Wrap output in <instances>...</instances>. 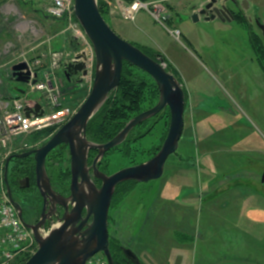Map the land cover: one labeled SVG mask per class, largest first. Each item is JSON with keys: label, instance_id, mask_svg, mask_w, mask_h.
<instances>
[{"label": "rangeland", "instance_id": "rangeland-1", "mask_svg": "<svg viewBox=\"0 0 264 264\" xmlns=\"http://www.w3.org/2000/svg\"><path fill=\"white\" fill-rule=\"evenodd\" d=\"M143 1H157V4L167 9L170 19L160 24L149 11L142 9L134 21L117 15L106 21L124 40L151 52L155 51V57L151 56L152 58L169 59V64L164 62L163 66L180 80L185 93L187 91L188 100L186 99L185 126L179 148L168 158L163 177L148 182L127 181L119 184V191L114 193V204L109 214L110 250L114 263L118 264L117 261L123 260V248H130L139 257L140 264L142 261L145 264H264V222L256 225L247 209L258 206V203L264 206V199L259 200L260 196L252 192L261 186L264 170L260 167L255 172L253 177L256 183L245 181L242 184L240 191L250 193L247 195L244 215L242 208L245 207L246 200L240 202L238 212L235 213V208H238V200L235 199H230V203L234 201L233 206L213 213L208 204L209 200L202 204L199 196V182L203 175L207 171L223 175L224 170L231 171L232 160L255 154L237 150L242 149V146L236 141L231 152L221 151L206 155L201 143H196V140H204L206 132L223 130V126L215 125L214 122L229 123L228 118L231 116L234 118L233 122L252 128L264 138V68L252 39L253 33L259 31L253 25L249 32L246 25L235 21L200 19L194 22L189 18L191 0ZM250 1L258 4V14L263 20L264 0ZM50 2L51 0H0V64L3 62L10 65L14 59L24 58L35 64L40 59L36 69L41 70L50 67V54L53 52H58L62 57V53L71 56L88 49L90 51L91 47L94 52L84 30L85 37L73 35V29L66 22L52 17L62 25L54 27L55 43L51 50L46 55H42L45 50L42 48L29 52L31 47L34 48L42 40L43 16ZM253 10L254 7L247 14L253 15ZM174 30H179L178 38L172 33ZM255 41L264 51V36L256 38ZM158 44L169 50L171 58L157 54L161 50ZM93 54L94 57L87 61L92 74L89 80L68 82L64 79L62 69L54 71L59 79L48 78L64 95L63 102L72 109L80 107L91 92L96 71L95 52ZM133 71L138 78H146L150 88L143 98L140 110L130 113L132 115H129L131 117L126 123L156 105L160 97L159 90L157 89L158 95L153 90L156 84L150 75L136 68ZM39 80L47 79L42 76ZM167 112H170L168 108L133 129L109 156L103 158L102 172L111 175L152 158L161 148L168 133L170 116H167ZM47 130L44 131L46 135L51 133V130ZM191 132L192 147L186 151L185 142ZM89 141L93 142L94 139L89 137ZM124 147L128 148V156H124L125 153L122 152ZM61 151V162L58 161L59 154L56 150L50 153L46 170L52 176L55 187L69 192L68 155L65 150ZM25 163L29 165V162ZM236 170L238 176H249L251 173L250 170ZM1 178L3 175H0V191L3 189ZM238 195L236 193L237 197ZM34 203L31 204L30 212L35 211ZM40 209L41 205L37 211ZM228 219L236 221L237 224H231ZM161 222L164 225L160 230L163 234L159 242L161 244L154 247L153 242L159 237L155 238L157 230L154 227ZM211 226L215 229L214 232ZM49 229L45 230L48 232ZM95 256L98 258L104 255L97 253ZM27 257L14 264H24ZM130 264L134 263L131 261Z\"/></svg>", "mask_w": 264, "mask_h": 264}, {"label": "water", "instance_id": "water-1", "mask_svg": "<svg viewBox=\"0 0 264 264\" xmlns=\"http://www.w3.org/2000/svg\"><path fill=\"white\" fill-rule=\"evenodd\" d=\"M228 1L210 0L203 8L192 14V20L199 21L202 15L206 21L232 20L233 13L228 7ZM230 2L235 3V0ZM241 4L247 8L249 2L242 0ZM75 13L95 52L96 71L93 87L75 115L43 146L17 155L19 158L34 156L36 182L45 200L44 211L48 204L56 210L58 206L65 208L59 223L46 234L41 232L45 224L44 211L38 223L26 222L27 227L34 232L38 249L24 264H86L97 253H103L108 264H115L110 250L109 214L116 187L127 181L148 182L160 179L168 158L178 150L184 131L186 93L180 80L140 47L121 38L102 15L97 0H75ZM258 26L264 36V22L258 21ZM77 58L85 60L86 56L80 53ZM124 62L138 67L154 79L160 92L159 100L152 108L134 116L111 140L102 144L93 143L86 137L88 123L107 101L109 94L120 85ZM64 73L68 80L80 73L86 75V64L83 61L70 63ZM30 76L31 70L26 61L12 66V79L16 82L28 83ZM37 80L35 75L33 82L36 83ZM17 91L24 92L20 88H17ZM166 108L170 111L168 133L161 148L152 158L141 164L125 167L111 175L97 169L99 158L121 144L136 126ZM36 110L40 111L39 115L43 114L40 103L36 104ZM30 112L31 109L26 108L28 116ZM62 144H68L71 152L72 179L68 196L58 194L53 189L46 170L47 155ZM90 148L99 150L93 166L95 175L102 180L100 188L95 185L89 173L87 158ZM12 158L7 159L6 167ZM262 182L264 183V173ZM11 202L23 217L21 206L12 199ZM123 252L129 263L132 261L140 264L139 257L132 249L123 248Z\"/></svg>", "mask_w": 264, "mask_h": 264}, {"label": "built area", "instance_id": "built-area-1", "mask_svg": "<svg viewBox=\"0 0 264 264\" xmlns=\"http://www.w3.org/2000/svg\"><path fill=\"white\" fill-rule=\"evenodd\" d=\"M97 2L100 8L103 6L107 9L109 16L117 15L125 20L134 21L142 9L149 11L160 24L169 19L167 9L161 4H157V1L154 3L143 0H97ZM46 13L52 18L66 22L69 28L73 29V35L85 37L82 26L76 17L75 0H51L46 8ZM172 33L177 38L180 35L179 30H174ZM90 49V51L88 49L80 52L85 54V60L77 58L80 53L71 56L62 53V57L59 56L58 52H53L50 54V67L41 70L36 69L40 59H37L35 64L25 58L23 60L14 59L11 66L26 61L29 64L31 76L29 82L23 85V93H17L9 98L0 96L1 177L6 161L10 156L40 147L77 112L79 107L72 109L70 105L65 104L62 100L64 95L48 78L59 79L54 75V71L58 69L64 71L68 64L83 61L86 64L87 74L80 73L73 81L89 80L92 74L88 69L87 61L90 57H94L92 47ZM35 74L38 75L36 76L38 78L36 83L33 82ZM42 76L47 80L40 81ZM37 103L42 106L43 114L41 115L38 114L40 111L36 110ZM26 108L31 109L29 116L26 114ZM54 125L56 127H53ZM47 129L51 130V133L46 135L44 131ZM40 133L43 134L39 136ZM41 231L43 234L47 233L45 228ZM37 249L38 243L33 230L27 227L3 188L0 191V264H14L24 257L30 258ZM86 264H108V262L104 256L97 258L94 255Z\"/></svg>", "mask_w": 264, "mask_h": 264}, {"label": "crops", "instance_id": "crops-1", "mask_svg": "<svg viewBox=\"0 0 264 264\" xmlns=\"http://www.w3.org/2000/svg\"><path fill=\"white\" fill-rule=\"evenodd\" d=\"M139 13L140 12H138V14ZM43 18L44 19L42 22L43 23L42 40H40V42L36 46H34V48L31 47L29 52L34 51L35 49L38 50L42 48V49H45L42 55H46L51 50V47L55 43V39H54L55 34L53 32L54 27H56V25L60 26L62 24L60 21H55L54 19H52L49 15H47L46 12ZM211 21H215V20H211ZM59 33H61V31ZM158 46L161 49L159 51L169 57V50L164 49L160 44H158ZM19 85H20L19 83L13 81L12 79L11 64L9 65L7 63L2 62L0 64V96L4 98L15 96L17 94L16 92H17V88L19 87ZM2 86H4L5 88H3ZM228 119H229V123L222 122V121L214 122L215 125L223 126L222 127L223 130H221L220 132H215L214 130L211 133L206 132L205 138H203L204 140H202V142H200L201 140L199 141L196 140V143L197 144L201 143L202 148L205 149V154L207 155L209 153H218L221 151L231 152L232 150L231 148L234 147V143L238 141L239 144L242 146V149H237V150L239 151L241 150L242 152H245V153L255 154V156H251L249 154L246 156H242L241 158L232 160L233 166L231 168V171L224 170L223 172L225 173H223V175H215L213 172L207 171V173L203 175V177L201 178L199 182V184L201 185L199 196H200L202 204L205 201L209 200L208 204H209L210 210L213 213L215 211L225 210L228 207L233 206L234 201L230 203V199L238 200L237 202L238 208H235L237 210L235 213H237L240 202L242 200L244 201L246 200L245 207L242 208V211H243L242 213L244 215L246 211V204L248 201L247 195L250 193H248L247 191L241 192L240 189H242V184L246 183L247 181L256 183V179L253 176H255V172L257 171L258 168L261 167L264 170V138H262L261 135L257 131L253 130L252 128H249L241 123L233 122V119H234L233 116L229 117ZM191 136H192V132H191V135L187 137L186 139L187 142H185V145H187L186 151H189L192 147ZM214 146H216V149H214ZM219 146H223V148ZM227 162H230V160L229 161L227 160ZM224 167H225V164H224ZM230 167L231 165L229 164L228 168ZM236 169H239V170L241 169L240 171L250 170L251 173H249V176H246V175L238 176L236 175V173L238 172ZM260 185L261 186H259L258 190L255 189L254 191H252L254 192V194L260 196L259 200L264 199V194L261 195V193H264L263 192L264 183L260 181ZM236 193H239L238 197L236 196ZM254 194L252 193V195ZM247 209L249 210L251 216H253V218L251 219L255 220L256 225L257 224L260 225L262 222H264V206L263 205L258 203V206L249 207ZM162 214L165 215L164 210H162ZM228 221L233 225L237 224L236 221L232 222L230 219H228ZM151 225H154V224L152 223ZM163 227H164L163 222L159 223L156 226V228L154 227V230H157L156 232L157 236L155 233V238L159 236L158 239L153 242L154 247H157L161 244L159 242L163 234H161L162 232L160 230ZM211 228H213V226H211ZM214 231L215 229L213 228V232ZM171 240L175 241L173 239ZM172 245L175 246L176 244H170V246ZM142 264H145L144 261H142Z\"/></svg>", "mask_w": 264, "mask_h": 264}, {"label": "flooded vegetation", "instance_id": "flooded-vegetation-1", "mask_svg": "<svg viewBox=\"0 0 264 264\" xmlns=\"http://www.w3.org/2000/svg\"><path fill=\"white\" fill-rule=\"evenodd\" d=\"M194 1L195 0H191V2H192L191 5H190V12L191 13L189 15L190 19H192V14L194 12L199 11L210 0H199L198 3L194 2ZM241 2H242V0H235V3L230 2V0L228 1L227 4H228V7L230 8V10L233 13V18L230 21L226 20L224 22H233V21H235V22H238V23H243L244 25H246V27L248 28L249 32L251 31V28L254 25V26H256V28L259 31V33L256 32L255 35H257L258 37L262 36L263 34H262L261 29L258 26V21L264 22V19L262 20L261 16L258 14L257 5L255 3L252 4V2L250 0H248L249 5H248L247 8H244L242 6ZM253 7H254V10H253L254 14L253 15H248L247 12L250 11ZM238 14L240 16V20H237V15ZM200 19L205 20L203 15L200 16ZM214 20H220V19H214ZM251 35H252V33H251ZM155 54H156V52H155ZM157 54L164 55L161 52H159ZM162 58H159L158 61L161 62L163 65L165 63L168 65L169 64L168 63L169 59H167L166 57H162ZM158 90H159V88H158ZM163 111H165V109ZM163 111H161L160 113H162ZM86 137L89 140V137H88V126H87V131H86ZM105 142H107V141H105ZM61 146H62V149L65 150L67 155H68L69 168H68V172L67 173L69 174V179H70V184H71V179H72V173H71V152H70L69 145L68 144L59 145L58 147H56L52 151L56 150L58 152V154H59L58 161L61 162L62 161V158L60 156V153L62 152L61 151L62 150ZM114 148H112L109 151H107L101 158L98 159L96 166H97V169L99 171L102 172L101 167H102L103 158L109 156V154L113 151ZM51 152H49V154L47 155L46 162H48V158H49V155H50ZM98 155H99V150L97 148H90L88 150L87 163H88L89 173H90V175L92 177V180L94 181L95 185L98 188H100L102 186V180L95 175L94 166H93V164H94L96 158L98 157ZM17 162H19V163H18V167L16 168L15 165L17 164ZM25 162H29V165H27ZM166 164H167V162H166ZM166 164H165L164 174L166 172ZM4 169L5 170H4V173H3V178L1 179V186L6 191L8 197L21 206V208H22V216H23L24 221L27 222V223H30V224L38 223L42 219V215H43V211H44V207H45V200L42 197V195H41V193L39 191V188L37 186V182H36V161L34 159V156L23 157V158H19V157L15 156V157H13L10 160V162L8 164V167L5 166ZM49 177H50L53 189L58 194H61L63 196H68L70 194V186H69V192L60 191L58 189V187L54 186V181L52 180V176L49 175ZM118 186L116 187V190H117ZM116 190H115V192H116ZM34 195H35V197H34ZM39 197H40L41 203L39 202L40 200H38ZM33 203H34V208H35L34 210L35 211L34 212H30V210H31L30 207H32L31 204H33ZM39 205H41V209H40V211H37L38 208H39ZM44 212H45L44 213L45 214L44 227L46 229V228H51L53 225H56V224L59 223L60 219L62 218V216H63V214L65 212V208L62 207V206H58V208L56 210L55 208H53L51 206V204H48ZM83 216H85V213H83ZM90 221H91V218H90L89 222ZM122 259L123 260L121 261L120 264H130L129 261L127 260V258L125 257V255L122 257ZM118 264H119V262H118Z\"/></svg>", "mask_w": 264, "mask_h": 264}, {"label": "trees", "instance_id": "trees-1", "mask_svg": "<svg viewBox=\"0 0 264 264\" xmlns=\"http://www.w3.org/2000/svg\"><path fill=\"white\" fill-rule=\"evenodd\" d=\"M100 11L104 16V18H106V20L110 18L107 9H105L103 6L100 8ZM237 20H240L239 14L237 15ZM256 38H258V36L255 35V33H253L252 36V39L254 41L253 46L255 48V51L259 54L258 57L264 68V51H262L263 48H259V45L256 44L255 41ZM141 49L149 56L155 57L153 55L155 51L151 52L143 48ZM133 68L139 69L138 67L128 62H124L120 85L109 94L110 96L107 102L105 103V105L103 106V108L89 122L88 136L94 139L96 142H105L113 138L115 134L118 133L120 129L124 127L127 119L131 117V116L129 117V115H132L130 113L140 110V105L143 101L144 96L147 94V90L148 88H150V86L148 85V81L145 80L146 78L144 77L138 78L135 75ZM144 73L146 72L144 71ZM176 74L178 73L176 72ZM152 81L154 84H156L153 79ZM156 85H154L153 90L157 94L158 88L156 87L158 86ZM186 99L188 100L187 91H186ZM167 114H168L167 116L169 117L170 112H167ZM127 149H128L127 147L122 148V152L126 154V155L124 154V156L129 155V151ZM114 150L115 149H113V151ZM67 175L69 176L68 173ZM119 189L120 187L118 186L116 193L119 191ZM113 204H114V199L112 201V205ZM118 262L119 264L121 263V261H117V263Z\"/></svg>", "mask_w": 264, "mask_h": 264}]
</instances>
